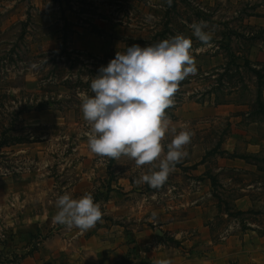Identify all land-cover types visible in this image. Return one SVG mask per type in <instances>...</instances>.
Returning a JSON list of instances; mask_svg holds the SVG:
<instances>
[{
	"label": "rangeland",
	"instance_id": "obj_1",
	"mask_svg": "<svg viewBox=\"0 0 264 264\" xmlns=\"http://www.w3.org/2000/svg\"><path fill=\"white\" fill-rule=\"evenodd\" d=\"M263 7L264 0H0V233L13 244L21 234L41 239L63 227L53 222L59 196L91 193L103 213L95 227L141 216L177 246L183 236L163 229L171 217L174 229L191 226L181 218L200 209L187 199L196 190L215 240L247 220L264 229ZM200 21L212 36L207 46L190 27ZM176 35L192 40L197 72L180 82L166 116L177 133L194 135L153 189L135 182L149 165L90 151L81 93L92 95V79L117 51ZM172 138L165 135V152Z\"/></svg>",
	"mask_w": 264,
	"mask_h": 264
},
{
	"label": "clouds",
	"instance_id": "obj_2",
	"mask_svg": "<svg viewBox=\"0 0 264 264\" xmlns=\"http://www.w3.org/2000/svg\"><path fill=\"white\" fill-rule=\"evenodd\" d=\"M193 35L205 46L212 36L205 31L207 22L190 26ZM192 40L176 35L158 44L141 47L128 46L126 52H116L108 65L98 69L91 81L89 96L81 93L83 119L89 125L85 133L90 151L97 156L111 159L127 157L137 168L149 165L136 183L160 189L166 183L176 164L187 155L185 146L194 135L188 130L177 133L170 128L166 110L174 105V96L180 82L197 72L191 54ZM170 133L172 140L162 141ZM158 169V170H157ZM57 213L53 222L71 230L86 232L102 221L99 203L91 193L80 198L69 194L57 198ZM157 264H170L168 260Z\"/></svg>",
	"mask_w": 264,
	"mask_h": 264
},
{
	"label": "crops",
	"instance_id": "obj_3",
	"mask_svg": "<svg viewBox=\"0 0 264 264\" xmlns=\"http://www.w3.org/2000/svg\"><path fill=\"white\" fill-rule=\"evenodd\" d=\"M260 12L264 13V7ZM259 143L257 152L263 154L264 139ZM194 193L187 199H191L193 208L200 209L181 218L191 226L174 229L169 224L177 219L170 221L171 217L163 229L166 235L183 236L177 246L163 243L165 237L161 240L156 236L155 226L139 222L137 218L141 216H135L127 226L111 224L106 219V223L102 221L86 232L63 226L40 236L41 239L21 234L17 244L11 241L12 236L6 239L0 233V264H157L160 260L170 264H264V229L247 220L249 227L239 229L232 225L223 237L215 240L209 228L213 216L201 210V206L209 209L201 201L203 191Z\"/></svg>",
	"mask_w": 264,
	"mask_h": 264
},
{
	"label": "trees",
	"instance_id": "obj_4",
	"mask_svg": "<svg viewBox=\"0 0 264 264\" xmlns=\"http://www.w3.org/2000/svg\"><path fill=\"white\" fill-rule=\"evenodd\" d=\"M57 55H58V53H57Z\"/></svg>",
	"mask_w": 264,
	"mask_h": 264
}]
</instances>
